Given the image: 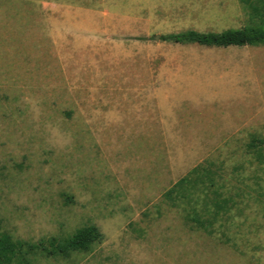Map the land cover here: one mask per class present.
<instances>
[{"label":"rangeland","instance_id":"1","mask_svg":"<svg viewBox=\"0 0 264 264\" xmlns=\"http://www.w3.org/2000/svg\"><path fill=\"white\" fill-rule=\"evenodd\" d=\"M250 20L239 0H0L1 231L102 235L32 264H264V163L246 150L264 140V46L163 40ZM196 167L215 187L175 207L164 194ZM219 184L240 212L208 235L187 215Z\"/></svg>","mask_w":264,"mask_h":264},{"label":"trees","instance_id":"2","mask_svg":"<svg viewBox=\"0 0 264 264\" xmlns=\"http://www.w3.org/2000/svg\"><path fill=\"white\" fill-rule=\"evenodd\" d=\"M248 11L251 23L240 29H226L219 33H201L193 30L168 35L164 41L178 45H198L205 48L225 49L229 47H260L264 46V0H239ZM251 158L257 163H264V140L252 135L246 146ZM206 169L196 167L187 176L177 181L165 194L164 198L175 207L182 200L189 204L194 202L197 205L199 199L195 198L193 192L199 187L210 190L215 187L213 179L206 174ZM208 179L209 185L204 184L203 179ZM223 185L211 191L212 197L202 199V213L196 208H191L187 215V221L193 223L194 227L208 235L215 231L213 227L217 219L222 221L231 220V211H239L238 202L233 196L223 197L219 192ZM260 189V188H259ZM192 191V193H191ZM258 196L261 195L257 193ZM240 198V193L234 195ZM207 215V217L205 216ZM222 228V227H220ZM102 235L94 225L77 229L72 235L65 238L51 237L40 240L37 243L13 240L9 235L3 233L0 228V264H32L30 257L36 254L47 258L67 257L71 253L87 252L91 247L100 242Z\"/></svg>","mask_w":264,"mask_h":264},{"label":"water","instance_id":"3","mask_svg":"<svg viewBox=\"0 0 264 264\" xmlns=\"http://www.w3.org/2000/svg\"><path fill=\"white\" fill-rule=\"evenodd\" d=\"M157 39V38H156Z\"/></svg>","mask_w":264,"mask_h":264}]
</instances>
